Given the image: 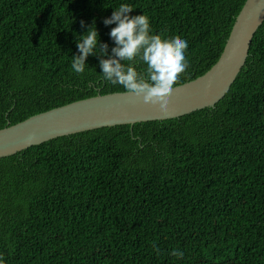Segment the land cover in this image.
<instances>
[{
    "label": "trees",
    "instance_id": "1",
    "mask_svg": "<svg viewBox=\"0 0 264 264\" xmlns=\"http://www.w3.org/2000/svg\"><path fill=\"white\" fill-rule=\"evenodd\" d=\"M245 2L0 0V130L125 92L102 78L99 47L84 73L71 68L93 20L110 54L115 25L103 20L121 4L146 14L152 34L187 41L175 87L218 61ZM134 67L146 74L139 58ZM0 255L5 264H264V23L213 108L0 159Z\"/></svg>",
    "mask_w": 264,
    "mask_h": 264
},
{
    "label": "water",
    "instance_id": "2",
    "mask_svg": "<svg viewBox=\"0 0 264 264\" xmlns=\"http://www.w3.org/2000/svg\"><path fill=\"white\" fill-rule=\"evenodd\" d=\"M264 23V0H246L218 61L205 74L174 87L166 113L126 92L97 95L36 114L0 130V159L49 141L116 126L180 118L213 108L245 65L252 39Z\"/></svg>",
    "mask_w": 264,
    "mask_h": 264
},
{
    "label": "clouds",
    "instance_id": "3",
    "mask_svg": "<svg viewBox=\"0 0 264 264\" xmlns=\"http://www.w3.org/2000/svg\"><path fill=\"white\" fill-rule=\"evenodd\" d=\"M133 11L131 5L121 4L112 11L110 17L103 20L106 27L115 25L109 32L115 45L110 54L109 45L99 41V33L93 20L77 41L79 54L72 56L71 68L77 74L84 73L86 59L97 56L95 50L99 47L101 55L97 57L104 80L123 86L128 95L145 105L158 106L161 112L166 113L174 85L188 67L185 56L188 43L180 36L165 39L152 34L149 17L146 14L129 15ZM81 26H84L83 21ZM137 58L147 65L146 74L137 72L134 67ZM125 61L131 63L126 64ZM153 248L159 252L155 243ZM171 255L182 258L184 253L174 249ZM0 264H5L2 255Z\"/></svg>",
    "mask_w": 264,
    "mask_h": 264
}]
</instances>
